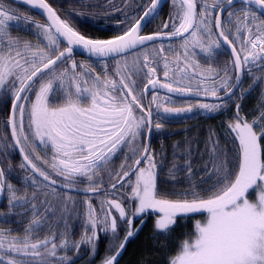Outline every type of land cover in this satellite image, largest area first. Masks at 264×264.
Listing matches in <instances>:
<instances>
[{"label": "snow or ice", "instance_id": "obj_1", "mask_svg": "<svg viewBox=\"0 0 264 264\" xmlns=\"http://www.w3.org/2000/svg\"><path fill=\"white\" fill-rule=\"evenodd\" d=\"M24 3L42 10L47 18L46 23L34 25L38 42L35 46L29 41L13 38L10 22L17 17L0 4V91L11 98L12 114L7 124L15 142L11 146L19 149L23 157L20 167L26 171L31 169L46 183L32 177V184L37 187L33 199L29 200L26 196L17 195L13 185L7 183L5 172L0 169V192L7 189L9 208L27 210L30 204L32 210V219L23 240L0 231V264H5L6 256L10 257L6 264H16L15 256L20 255L34 257L38 264H68V257L60 256L58 248L65 252L70 248L79 251L83 244L92 245L95 254L99 225H103L99 230L107 232L110 229L112 239L119 240L120 224L112 209L118 212L119 220L126 223L128 229L123 241L116 246L115 254L107 256L103 264H118V257L134 235V219L149 211L158 214L154 227L166 238L175 230L178 220L184 221L186 226V221L194 218L195 214H206L204 222H196L194 236L187 234L189 239L183 242L169 264H264V103L260 104L259 114L251 121L240 115V105H236L237 112L228 124L230 132L227 133L230 137L234 134L233 144L238 141V149H234L233 156L230 157L227 151L220 148L218 140L212 143L210 161L213 167L208 175L211 178L214 173L216 183L208 190L212 194L207 197L200 195L195 187L183 193L161 194L157 172L161 166L156 163V155L150 151V145L143 143L144 132L148 133L150 139L153 126L158 131L164 127L167 114H189L193 112V106H164L156 103L157 97L153 96L151 103L156 104L157 109L163 108L166 114L154 121L151 108H146L142 103L148 86L155 88L159 84L155 66L159 59H163L164 77L168 81L160 86L168 92H191L192 89L180 86L181 81L196 76L200 77L198 84L211 80L218 85L205 88V95L220 101L219 92L223 90L226 100L197 105L208 113L225 108L235 95V88L241 89L240 98L243 99L245 92L250 94L264 83V0H212L211 3L203 0L199 12L197 0H181V11L176 17L179 24L173 22V31L168 36L183 38V56L177 53L174 62L177 64L175 74L185 75L175 80L169 78L172 71L170 61L161 47L154 54L145 51L142 64L137 56L131 65H125L123 71L118 65L119 81L107 72L93 76L86 70L77 71L78 66L72 59L75 49L79 47L92 57H115L159 39V34L145 36L139 33L145 18L156 12L160 0H151V8L131 28L112 39L85 37L67 19H62L46 0H24ZM225 11L227 18L222 16ZM215 33L218 36L213 39ZM224 45L231 49L232 60L223 68V77L219 70L211 66L201 70L199 62L190 59V55H195L196 48L211 57L214 50H224ZM69 61L70 69L66 66L57 71L60 64L67 65ZM85 67L84 64L79 65L82 70ZM254 68L260 69V73L254 76L249 88L244 89L242 75L245 71L252 75ZM144 69H147L146 73ZM188 72L192 73L191 77L187 75ZM230 72L234 73L235 83L231 82L233 76ZM137 78L147 79V84L143 85L144 92L139 95ZM196 94L199 95V88ZM261 99L264 100V94ZM138 138L141 144L137 148L135 142ZM26 145H30L33 154L43 150L44 158L36 154L35 159L47 165V168L33 161ZM129 145L133 146V152L125 157V162L134 159L135 166L125 167L122 164L120 171L115 173L116 183H112L111 188L117 189L118 184L120 187L125 184L130 187L127 195L132 204L131 212L123 206L122 201L108 199L103 220L89 205L88 224L79 242L72 243L65 235L57 245L55 232L43 240L31 239L33 232L53 219L57 221L55 227L58 228L59 220H64L67 226L64 213L69 211L67 205L72 198L63 193L67 198L60 201L56 195L58 184L71 190L76 184L87 180L85 191H99L103 180H97V175L122 147ZM49 151L51 157L48 156ZM192 155L189 147L185 157L188 163L184 167L173 165L168 173L170 179H175L179 172H187L191 184ZM173 159H178L175 151ZM52 173L63 177V181L55 179ZM108 175L111 178L113 173L109 172ZM133 175L134 181L131 179ZM175 187L172 185L173 189ZM41 188L49 190L44 192L46 197L51 196L62 204L59 216L52 200H35ZM253 194H256L255 200L249 199ZM41 205L43 212L37 211ZM48 213L53 215L48 216ZM89 228L91 236L87 234Z\"/></svg>", "mask_w": 264, "mask_h": 264}, {"label": "trees", "instance_id": "obj_2", "mask_svg": "<svg viewBox=\"0 0 264 264\" xmlns=\"http://www.w3.org/2000/svg\"><path fill=\"white\" fill-rule=\"evenodd\" d=\"M46 1L54 8V10L62 19H67L78 32L91 39H103L109 37L105 32L98 33L96 31L100 30L101 27L103 30L107 29L114 31L125 29L127 22L132 24L136 17H138L151 2V0H126L125 2L128 3V11L130 13L129 18L127 21L125 20L123 23H119L121 16L120 9L115 8L114 10H111L109 5L113 4L116 6L122 0H105V2L108 3L105 8L94 7L95 5L92 3H94V1L96 2V0H81L84 1V4L86 5H83L82 7L77 5V1L80 0ZM4 2L7 4L5 5V9L11 10L14 13L18 22L24 27L25 32L27 29L36 30L34 25L43 23L42 19L34 13L21 8L20 6H14L7 1ZM62 4H64V6H62ZM171 10L173 13L174 9L171 8ZM97 13L108 14V16L113 19L106 21L109 19L108 17L106 19L102 18L103 20L101 23L93 22L92 19L96 18ZM28 18L31 19L29 20ZM96 27L98 28L96 29ZM73 60H75L77 64L78 59L74 58ZM248 88L249 85H246L244 89ZM254 91L255 92L252 95H249V93L246 92V96L243 99H240L239 103H235L234 100H231L224 108V114L218 117H205L204 115L192 113L189 117L174 119L167 118L164 121V127L160 131H154L151 140L152 142L150 151L155 147L157 148L158 145L159 147L166 148L165 146H167L168 143L180 138L181 135L194 128L193 126H196L199 122H203L202 124L204 125H206L208 122L216 131L220 133H229L230 129L228 128V124L231 122L232 117L236 115L237 104L240 105V115L249 121L252 120L259 114V106L264 102V100L261 99L262 94L259 91V86H257ZM8 107L9 106L6 108L8 109ZM2 113H4L3 110L0 111L1 115H3ZM140 144L141 140L135 145L138 148ZM26 147L28 148L29 154L31 155L33 161L39 164L40 161H37L35 156L36 154L41 155V152L33 154L30 145H26ZM132 152L133 146L132 150L126 153L125 157L131 156ZM115 156L109 165H105L103 171H101L96 178L97 180H103L100 190L92 196H84L87 200H89L91 208L94 210L96 209L101 211L103 208H105L104 211H107L106 201L113 198L122 201L123 206L127 208L128 195L125 193L126 191H124L125 186L120 187L118 184L117 189L114 190L111 188V184L116 183L115 173L118 170L120 171L121 165L124 164L125 167H132L134 159L125 162V157L122 160L121 153L119 154L120 161L119 156ZM117 162L122 163L121 165H115ZM20 165L21 161L12 149L6 124L0 120V169L5 172L7 183H11L13 185L18 196L31 197L33 195L35 186L32 184V177L34 176L28 170L26 171L24 168H21ZM39 166L42 168H47V165ZM48 171L51 172V169H48ZM109 172L113 173L111 178L108 175ZM52 175L58 181L62 180V177H57L54 173H52ZM86 182L88 181H83L82 184L85 185ZM82 189L84 190L86 188ZM57 191L62 192L58 189ZM9 198L10 196L6 189L3 204L0 207V231L10 233L11 236L16 237L19 240H23L25 238V230L32 219L31 206H27V210L20 208L12 210L9 208ZM111 211L114 213L118 223L120 224V227L118 228L119 240L114 241L112 237L110 238V236H105L106 232H101L98 230L97 240L95 241V254L93 253V248L90 244H83L79 251L75 249L69 253H66L67 251L65 252L63 250H59L58 248L59 255L66 253V256L68 257V264H103V260L107 256L115 254L116 246L123 241L128 229V225L119 220V214L115 209H112ZM157 216L158 214H152L150 212L141 218L134 220V235L133 237L129 238L124 250L118 257V264H169V260L178 253L182 242H184L186 239H189L187 234H192L194 236L196 222L198 220L203 222L206 218V214H195L194 218L186 221V226L184 221L178 220L177 227L172 232V234L166 238L164 235L159 234L154 227ZM49 231L50 230H38L33 232L31 234V239L33 241H36L37 239L43 240L54 233ZM57 237L58 235H56V240ZM13 255L15 256V254ZM8 258L10 257H5L6 261ZM15 259H17L16 262L18 264H38L36 258L31 256L20 255L15 256ZM47 259L52 260L53 258Z\"/></svg>", "mask_w": 264, "mask_h": 264}, {"label": "rangeland", "instance_id": "obj_3", "mask_svg": "<svg viewBox=\"0 0 264 264\" xmlns=\"http://www.w3.org/2000/svg\"><path fill=\"white\" fill-rule=\"evenodd\" d=\"M10 25H11L10 34L13 38L18 37L22 41H29L34 46L38 43L36 39V30L27 29L25 32L24 27L18 22L17 19L11 21ZM259 73H260V69L256 71L255 76L259 75ZM252 82H253V76L251 77L250 80L249 78H247L246 85H249ZM258 86H259L260 93L264 94V83H261ZM245 87L246 86H244V88ZM192 113L182 114L180 116L167 114V118H171V119L184 118V117H189ZM137 115L139 114L137 113ZM202 123L199 122L196 126H193L194 128L188 130L185 134L181 135L180 138H177L171 141L170 143H168L167 146H165L166 148L159 147L158 145L157 148L155 147L151 150L156 155V163L160 165L162 168V170L161 168L157 169L158 186L160 188L161 194L166 193V192L167 193H172V192L183 193L184 191H191L193 187H195V189L198 190L200 195L205 196V197H207L208 195H211L212 193L209 192L208 190L212 188L213 185L216 183V175L213 173L211 178H209V175H208V173L211 172L212 167H213L210 161L212 143L218 140L220 148L224 151H227L230 157L234 155V149H238V142H236L235 144L231 142L232 139L234 138L233 136L230 137L227 134V132L220 133L216 131L208 122L206 123V125ZM25 127H27V122L25 123ZM139 141L140 139L138 138L135 144H137ZM189 147H190L191 152L193 153L191 157L192 173H193L191 184L189 183L187 179L188 177L187 172H179L177 173L175 179H170L168 173H169V170L173 168V165H175L176 167H184L186 163H188L185 157H186V153L189 150ZM130 150H132L131 145L124 146L122 147L120 151L116 153V156H119V154L121 153L122 160H123L126 153ZM174 151L176 153V156L178 157V159H175V160L173 159ZM38 152H41V157L43 159L44 158L43 150H38ZM51 155L52 153L49 151L48 156L51 157ZM262 155H264V153H262ZM111 161L107 165H109ZM119 161H120V156H119ZM121 163L122 162H117L115 165H121ZM38 165H45V164H43L40 161ZM205 165H207V168H205ZM141 166H144V165H141ZM117 172H119V170ZM61 179H62L61 181H63V177ZM131 179L134 181L135 176H132ZM84 181H87V180H84ZM203 181H207V182L204 183ZM172 185H176L175 189L172 188ZM87 186H88V182H86L85 185L82 183L76 184L74 187L78 189L80 188L82 189V188H87ZM36 187L37 186L35 185L34 190L36 189ZM45 191H49V190L41 188L39 191V194L35 197V200L36 201L45 200V199L52 200V203L56 208V215L59 216L61 208H62V204L57 203V201L53 199L51 196L46 197L44 195ZM124 191H126L125 193L128 194L130 193L131 189L130 187L125 185ZM63 193L64 192H58V191L56 192V195L59 196L60 201H64L67 198L66 196L63 195ZM255 195L256 194L251 195L249 199L255 200ZM67 196H70L72 198L71 201H69L67 205L69 211L64 213V216L67 220V226H65L64 220H59L58 228H57L54 226L57 224V221L53 219L52 221H49V223L44 224V226L39 230V231L50 230L49 232L51 233L53 232L57 233L58 235L57 240H56L57 245H59L60 240L65 235L69 237L72 243L79 242L82 236H84L85 228H86V225L88 224V211H89V205H90L89 200H87L84 196H77V195H70V194H67ZM27 198L29 200H32L33 195ZM169 198L175 199L177 197L170 196ZM29 206L31 205L29 204L28 207ZM91 209L97 214V216L101 220H103L105 208H103L101 211H98L96 209L94 210L93 208ZM126 209H128L129 212L132 211V204L129 201V199H128V204H127ZM37 211L43 212V206L42 205L39 206L37 208ZM150 212L151 211H149L148 213ZM47 215L52 216L53 214L48 213ZM144 215L146 214H142L141 216L136 217L135 219H139ZM102 227L103 225H99L98 230L102 229ZM99 231L105 232L103 230H99ZM87 234L89 236L92 235V231L90 228ZM105 236H108V237L110 236V238L112 237V233L110 229L106 232ZM73 250H75V248H70L67 250L66 253H69ZM66 253H63V255H66ZM63 255H60V256H63ZM5 264H6V259H5ZM16 264L18 263L16 262Z\"/></svg>", "mask_w": 264, "mask_h": 264}, {"label": "flooded vegetation", "instance_id": "obj_4", "mask_svg": "<svg viewBox=\"0 0 264 264\" xmlns=\"http://www.w3.org/2000/svg\"><path fill=\"white\" fill-rule=\"evenodd\" d=\"M6 1V0H4ZM4 1L0 0V4L3 5V7L5 8V5H7ZM111 1V0H110ZM126 0H122L118 3V5L114 6L113 4L109 5L111 10H114L115 8H119L121 11V16H120V21L119 23H123V21H127L129 18V11H128V3L125 2ZM8 2V1H7ZM47 2V1H46ZM203 0H197V11L199 12V9L201 7ZM208 3H211L212 0H207ZM11 3V2H9ZM77 5L82 7L83 5H85L84 1H77ZM110 3V2H109ZM14 6H18L14 3H11ZM95 6L94 7H98V8H105L107 6L108 3L105 2V0H96V2L94 1ZM62 6H64V4H62ZM86 6V5H85ZM84 6V7H85ZM237 7H239V5H237ZM22 8V7H21ZM148 8V7H147ZM146 8V9H147ZM171 8L174 9L173 13ZM144 9V10H146ZM181 9H180V3L178 2V0H169L165 6L154 16V18H152V20H150V22H148V24L146 25V27L144 28V30L142 31L141 35H154V34H159L160 38L157 42H154L152 44L146 45L128 55L116 58V59H111V60H101V61H94V60H89V59H85L82 58L80 56L77 55H73L72 59H78L77 61V71H87L90 74L94 75H98V74H102L104 72H107V74L114 78L116 81H119L120 77L117 75V66L119 65V68L121 71L124 70V67L126 64L131 65V63L137 59V56L140 57V63H143V55L144 52L147 51L150 54H154V52H159L160 48L163 47L165 53L167 54V58L170 61V68L172 69V71L169 72V78L171 80H175L178 79L182 76H184V73H179L178 75L175 74L177 72V64L174 62L175 59V55L177 53H179L181 56H183V48L181 47V41L183 38H180L178 40H161V39H167L170 38L168 36L169 33H171L173 31V27L172 24L173 22H175L177 25L179 24V20L176 19L178 13H180ZM144 12V11H143ZM143 12L136 17V19L133 21L132 24H129L127 22V25L125 27V29H119V30H107V29H101L100 30H96L98 33H103L105 32L106 35H108V38H103V39H112L114 38V36L119 35L122 33L123 30L129 29L131 28L135 23L136 20L139 19V17L142 16ZM106 21L112 20L113 18H110V16H108V14H96V18H93V22L96 23H101L102 22V18H108ZM224 18H227V11L225 12V14L223 15ZM197 19H199V17H197ZM233 20H235V17H233ZM44 24V22L42 23ZM168 25V27H165V25ZM98 27H96L97 29ZM233 34H234V29H233ZM216 38V34H214L213 39ZM205 42L207 43V39L205 38ZM63 47V46H62ZM237 48H239V45H236ZM224 50H214V54L209 57L206 54L202 53L200 51L199 48H196L194 50L195 55H190V59H195L197 62H199L200 66H201V70L203 69H207L209 66L219 70L220 76L223 77L224 76V72H223V68L225 67L226 64H228L229 61L232 60L231 55L225 51V48L223 47ZM62 50V48H61ZM192 50H190L191 53ZM216 52H218L219 54H216ZM75 61V60H74ZM76 63V62H75ZM80 64H84L86 67L85 69H80L79 65ZM71 66V61L68 62L67 67L70 69ZM157 67V74H156V78L159 81V84L157 85L160 88V85L168 82L166 81V78L164 77V67H163V59H159L158 63L155 65ZM180 66L182 67L183 64L181 63ZM64 67H66L65 64H60L59 68L57 69V71L62 70ZM144 73L147 72V69L143 70ZM256 69L254 68L252 71V75H249L247 73V71L244 72L243 74V86L245 85V82L247 80V78H249V80L251 79V77L255 76L256 73ZM187 75L189 77L192 76L191 72H188ZM230 75L233 76L232 79V83L235 82V78H234V73L230 72ZM101 78L103 79V76L101 75ZM200 80L199 76H196L194 79H183L181 81V87H186V88H190L192 89L191 93H196V90L199 88V94L205 95L204 94V89L205 88H212V87H218V85H214L212 83L211 80H206L204 81L202 84H198L197 81ZM137 87L139 89V91L137 92V95L140 94V92H144V88L143 85L147 84V79L146 78H137ZM252 83H250L249 85H251ZM255 91H252L249 95L254 94ZM224 92L223 90H221L219 92V96L223 95ZM153 96L157 97V101L156 103L164 105V106H187L189 104H191L193 106V113L197 114V115H204L205 117L208 116H221L222 114H224L225 109L223 108L221 111L219 112H215V113H208L205 110L199 109L197 107L198 104L200 103H207V104H213V103H218V102H209V101H203V102H199V101H194V100H187V99H178L172 96H169L167 94H163L160 92H151L149 93L147 96H145V98L143 99L142 103L144 104V106L146 108L150 107L151 111L153 113V119L154 121L159 119L160 117H164L166 114L163 112V108H159L157 109L156 104L151 103ZM205 96H210V95H205ZM246 96V92L244 93V97ZM241 97V89L239 88L238 91L235 92V95L233 96V98L231 100H234L235 103H239L240 98ZM7 106L8 109L6 108ZM3 107V108H1ZM3 110L4 113H2L3 115L0 114V120H2L6 125L7 121L10 117V113H11V98L10 95L5 94L3 91H0V111ZM137 113H139V110L137 109ZM19 118V117H18ZM154 131H158L155 129V127L153 126L152 129V134L154 133ZM160 131V130H159ZM147 132L145 131L143 135H146ZM33 175V174H32ZM38 179V178H37Z\"/></svg>", "mask_w": 264, "mask_h": 264}, {"label": "water", "instance_id": "obj_5", "mask_svg": "<svg viewBox=\"0 0 264 264\" xmlns=\"http://www.w3.org/2000/svg\"><path fill=\"white\" fill-rule=\"evenodd\" d=\"M8 1H10V2H13V3H15V4H18V5H20V6H22V7H24V8H26V9H28V10H30V11H32L33 13H35L36 15H38L42 20H44V22L46 23V15L45 14H43V12H42V10H40V9H35V8H32L31 7V5H29V4H26V3H24V0H8ZM169 0H160V4H159V6H158V8H157V10H156V12L152 15V16H150V17H147V18H145V23H144V26H143V28L141 29V31H140V35H141V33H142V31L144 30V28L146 27V25L148 24V22H150V20H152V18H154V16L165 6V4L168 2ZM180 3H181V0H178ZM149 8H151V4L149 5V7L144 11V13L146 12V11H148V9ZM226 12V11H225ZM225 12L224 13H222V16L225 14ZM144 13L142 14V16L144 15ZM141 16V17H142ZM216 34V36H218V33H215ZM185 35H187V34H185ZM180 38H182V37H171V38H167V39H161V40H169V41H171V40H178V39H180ZM159 39H157V40H155V41H150V42H148L146 45H149V44H152V43H154V42H157ZM221 43H222V41H221ZM146 45H144V46H146ZM144 46H142V47H144ZM141 47V48H142ZM224 48H225V50L231 55V49H228L227 48V46L226 45H224L223 46ZM138 49H140V48H138ZM138 49H134V50H132L130 53H132V52H134V51H136V50H138ZM129 52H126V53H123V54H120V55H117V56H115V57H112V56H109V57H92V56H89V54L87 53V52H85V51H83L82 49H80L79 47H77L76 49H75V52H74V54L75 55H77V56H80V57H82V58H85V59H89V60H94V61H101V60H103V61H105V60H111V59H116V58H119V57H122V56H125V55H128V54H130ZM242 78H243V75H242ZM235 83V82H234ZM238 90V88H235L233 91H234V93L236 92ZM151 92H160V93H163V94H167V95H169V96H172V97H175V98H178V99H187V100H194V101H209V102H221V101H224V100H226L227 99V97L223 94V95H221L220 96V101H217L216 100V98H214V97H212V96H205V95H202V94H199V95H197L196 93H191V92H188V93H186V94H184V93H176V92H168V90L167 89H165V88H160V87H158V86H156L155 88H153L151 85H149L148 86V90H147V92H145L144 93V95L145 96H147L149 93H151ZM130 99V98H129ZM11 114H12V109H11V113H10V116H11ZM9 132H10V137H11V128L9 127ZM11 141H12V137H11ZM14 141H12V144L14 145ZM144 144H151V138L149 139L148 138V133H147V136H146V139H145V143ZM14 150L16 151V153L18 154V156L20 157V159H21V161L23 162V157L20 155V152H19V149H17V148H14ZM133 166H135V165H133ZM132 166V167H133ZM30 171H31V169H29ZM37 176V175H36ZM39 179H41V180H43V178L42 177H40V176H37ZM56 187H58L60 190H63V191H65V192H69V193H73V194H79V195H93V194H95V192H88V191H82V190H77V189H71V190H69V189H67V188H63V187H61L60 185H57ZM4 195H5V190L3 191V192H0V207H1V205H2V203H3V200H4Z\"/></svg>", "mask_w": 264, "mask_h": 264}, {"label": "bare ground", "instance_id": "obj_6", "mask_svg": "<svg viewBox=\"0 0 264 264\" xmlns=\"http://www.w3.org/2000/svg\"><path fill=\"white\" fill-rule=\"evenodd\" d=\"M148 7H149V6H148ZM231 57H232V56H231ZM242 80H243V78H242ZM238 90H239V88H238ZM238 90H237V91H238ZM201 102H202V101H201Z\"/></svg>", "mask_w": 264, "mask_h": 264}]
</instances>
